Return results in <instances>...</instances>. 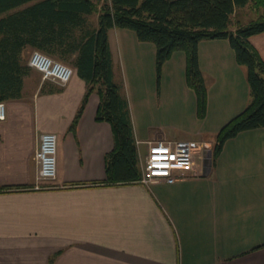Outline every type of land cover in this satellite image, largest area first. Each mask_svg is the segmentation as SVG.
<instances>
[{
  "label": "crops",
  "instance_id": "crops-1",
  "mask_svg": "<svg viewBox=\"0 0 264 264\" xmlns=\"http://www.w3.org/2000/svg\"><path fill=\"white\" fill-rule=\"evenodd\" d=\"M250 41L264 59V32ZM109 44L114 79L129 101L141 167L147 141L213 144L221 127L250 101L247 68L237 61L229 40L204 39L199 63L208 103L202 123L209 128L196 131L194 138L171 132L159 122L170 114L184 116V105L168 108L169 92L182 93L189 116H199L196 93L186 81L185 52L175 51L164 64L162 76L172 77L164 92L163 82H155L153 42L141 41L132 29L114 27ZM77 55L60 60L74 69L66 85L43 80L28 91V75L23 95L5 100L0 264H49L52 257V264H264V127L227 140L214 164L197 152L194 170L173 183L104 184L114 135L109 122L96 119V90L71 130L88 90L75 66ZM45 131L58 136V172L36 188L35 151Z\"/></svg>",
  "mask_w": 264,
  "mask_h": 264
},
{
  "label": "trees",
  "instance_id": "trees-1",
  "mask_svg": "<svg viewBox=\"0 0 264 264\" xmlns=\"http://www.w3.org/2000/svg\"><path fill=\"white\" fill-rule=\"evenodd\" d=\"M250 1L264 5V0H0V14H5L0 17V100L23 95L25 77L32 72L25 60L28 47L64 61L78 53L75 66L88 90L71 130L75 131L90 93L96 90L100 96L96 119L109 122L114 135L102 183L137 182L142 167L129 101L122 84L114 79L109 31L114 27L132 29L141 41L156 45L158 84L164 64L175 51H184L186 81L196 93L200 118L207 111L208 93L199 63V43L228 39L237 61L247 68L250 101L217 133L214 164L227 140L264 127V59L250 41L251 36L264 32V15L247 24L231 25L236 7ZM94 14H98L96 22Z\"/></svg>",
  "mask_w": 264,
  "mask_h": 264
},
{
  "label": "built area",
  "instance_id": "built-area-1",
  "mask_svg": "<svg viewBox=\"0 0 264 264\" xmlns=\"http://www.w3.org/2000/svg\"><path fill=\"white\" fill-rule=\"evenodd\" d=\"M28 64L38 70L44 80H51L60 85H66L74 75V69L69 64L57 60L48 54L34 50ZM7 118V104L0 100V120ZM148 151L141 157L142 177L140 182L152 184L159 181L173 183L187 175L188 170L196 166V153L211 160V143L196 140L178 141H147ZM58 136L55 132L45 131L39 136L35 159L38 164L36 188H42V183L54 179L58 172Z\"/></svg>",
  "mask_w": 264,
  "mask_h": 264
},
{
  "label": "rangeland",
  "instance_id": "rangeland-1",
  "mask_svg": "<svg viewBox=\"0 0 264 264\" xmlns=\"http://www.w3.org/2000/svg\"><path fill=\"white\" fill-rule=\"evenodd\" d=\"M5 14H0L1 16H4ZM264 15V5H256L253 1H250L246 5H241L236 7L234 13L232 14V26H237L238 23L241 24H247L252 20L258 19ZM136 33V32H135ZM34 51V50H33ZM32 51V52H33ZM178 51V50H177ZM32 52H25V60L27 61L31 55ZM174 54V53H173ZM66 63V62H65ZM69 64V63H67ZM70 65V64H69ZM123 73V72H122ZM163 75V73H162ZM161 75L160 82H163L164 84V92L166 91V84L170 82L172 84V77L170 76V73H167L164 77ZM44 79L42 77V74L32 70L31 74L27 77V89L33 90L38 85L39 82H42ZM155 82L158 83V77L156 73ZM156 83V84H157ZM169 83V85H170ZM173 97V98H172ZM165 101H168V108L172 109L177 106L182 107L184 105V108L182 111L184 112V116L178 114L177 116H174V114H170L169 116L165 117L164 119L160 120V124L163 126H166L168 130L171 132H177L178 134H182L183 136H187L189 138H194L196 136V131L198 130H207L205 127L209 128V125L202 123V118L199 116L194 118L189 116V104L184 103V96L182 93H173L169 92L167 97L165 98ZM178 103V105H177ZM181 111V108H179ZM206 123V122H205ZM205 126V127H204ZM203 131V130H202ZM215 142V141H214ZM214 147V143L211 145V153H207V157L211 154L212 159V149ZM141 153L145 154V152L141 151Z\"/></svg>",
  "mask_w": 264,
  "mask_h": 264
}]
</instances>
